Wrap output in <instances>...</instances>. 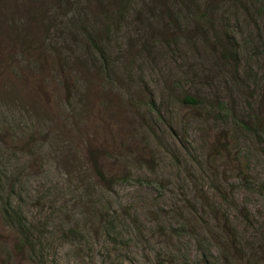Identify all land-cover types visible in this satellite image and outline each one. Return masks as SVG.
I'll list each match as a JSON object with an SVG mask.
<instances>
[{
    "label": "rangeland",
    "instance_id": "obj_1",
    "mask_svg": "<svg viewBox=\"0 0 264 264\" xmlns=\"http://www.w3.org/2000/svg\"><path fill=\"white\" fill-rule=\"evenodd\" d=\"M0 264H264V0H0Z\"/></svg>",
    "mask_w": 264,
    "mask_h": 264
},
{
    "label": "trees",
    "instance_id": "obj_2",
    "mask_svg": "<svg viewBox=\"0 0 264 264\" xmlns=\"http://www.w3.org/2000/svg\"><path fill=\"white\" fill-rule=\"evenodd\" d=\"M185 102H187L189 104H198L197 100H195L194 98H190V97H187L185 99ZM100 176H101V178H104V174H101Z\"/></svg>",
    "mask_w": 264,
    "mask_h": 264
}]
</instances>
